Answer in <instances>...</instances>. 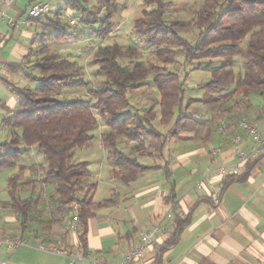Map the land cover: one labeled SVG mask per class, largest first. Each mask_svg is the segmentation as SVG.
<instances>
[{"label":"trees","instance_id":"1","mask_svg":"<svg viewBox=\"0 0 264 264\" xmlns=\"http://www.w3.org/2000/svg\"><path fill=\"white\" fill-rule=\"evenodd\" d=\"M64 2L80 13V24L93 37L104 39L111 33V18L116 11L114 0H96L95 11L82 7L78 0ZM143 2L141 14L134 21L133 32L145 45L154 46L157 60L164 65L134 63L131 67H124L118 62L122 50L116 43L98 47L91 58L97 65L96 74L103 81L97 87H91L76 76L71 61L59 57L45 43H41L37 47L41 56L33 63L27 58L33 51L30 48L24 57V65L8 66L13 72H23L25 78L37 84L33 90L11 85L17 107L2 120V124L10 130V140L0 144V170L13 167L30 148H37L44 158V164L29 168L39 173L43 187L52 186L51 207H55L60 216H65L69 221L73 215L77 217L78 245L85 256L89 218L96 209L108 207L114 202L110 198L95 203L93 196L97 185L89 182L88 163L73 162L74 150L94 138L90 131L98 126L95 112L105 118L108 128L101 139L110 153L109 159L121 171H125L120 178L124 184H129L137 174L152 167L138 163L137 159L142 155L123 152L118 146L119 139L135 143L136 151L140 147L145 148L146 140L156 142V148L162 154L165 143L178 138L190 120L186 114L189 103L185 101V93L189 89L186 84L188 70L170 71L166 65L173 64L176 56L182 55L184 65L197 62L196 69H207L213 65V61H217L221 67L231 66L240 53L239 42L255 29L264 28V0H205L194 21L199 29L197 38L190 42L180 35V22H167L164 19L166 0ZM56 15L42 19L43 28L51 29L46 39L60 41L73 36L65 27L75 26L61 23ZM29 21L38 22L40 19ZM128 51L135 54L132 48ZM244 56L245 69L237 74L236 90L247 99L252 95H263L264 40L248 41ZM26 68H35L39 76L25 72ZM147 77L151 78L159 95V116L155 124L147 113L125 112L119 117L118 113L129 107L128 88L142 83ZM222 86L218 78L197 85L204 92L211 93L223 90ZM63 88L84 91L93 102L84 104L74 100H58L54 94ZM8 185L11 209L18 216L23 231L32 221L29 215L36 201L32 198L22 199L17 194L16 177L9 178ZM73 204H76V209ZM186 221H179L178 227Z\"/></svg>","mask_w":264,"mask_h":264},{"label":"crops","instance_id":"2","mask_svg":"<svg viewBox=\"0 0 264 264\" xmlns=\"http://www.w3.org/2000/svg\"><path fill=\"white\" fill-rule=\"evenodd\" d=\"M35 2L41 0H19L5 10L0 19V51L8 46L16 31L31 38V33L25 30L27 24L10 27L7 20H22L28 6ZM61 8V4H56L53 15ZM9 50L16 52L17 59L23 62L30 48L16 43ZM10 65L13 64L0 58L3 75L0 82L8 87L12 85L6 78L13 72L8 68ZM16 107L15 95L0 102V125ZM239 119L217 125L214 133L220 135L218 126L224 123L227 129L221 135L228 133L229 138L224 145L211 149H203L194 143L186 129L181 131L178 138L165 143L160 154L175 158L137 159L140 165L152 169L137 174L129 184H124L120 178L125 171L112 170L107 184L114 202L96 209L89 218L86 257L95 258L102 264H116L136 246L140 234L159 224L160 231L144 251L141 262L136 264H264V150L255 159L249 158L242 163L237 176L220 177L215 172L219 166L236 162L231 146L234 136L240 137L239 146L245 155L257 146L243 129L236 126ZM248 121L256 123L255 120ZM256 125L264 138V128L259 123ZM168 149L171 152L163 155ZM34 165L39 164L17 162L10 167L19 171L20 177L12 176L16 177L17 194L22 199L36 201L29 215L32 221L23 231L18 216L11 209L8 185L11 177L7 178L8 188H2L0 192V264H68L66 258L42 251L38 246L78 245V235L65 230L67 218L61 217L49 204L39 173L29 168ZM31 191L38 196L27 197ZM24 195L26 197H22ZM212 195L218 198L217 204L213 203ZM122 204L128 212L126 219L121 215ZM137 204H141L139 209ZM140 210H146L145 216ZM184 219H187L186 223L178 227L179 221ZM15 236L22 237L25 244L8 251L2 242ZM82 264H88V261L85 259Z\"/></svg>","mask_w":264,"mask_h":264},{"label":"rangeland","instance_id":"3","mask_svg":"<svg viewBox=\"0 0 264 264\" xmlns=\"http://www.w3.org/2000/svg\"><path fill=\"white\" fill-rule=\"evenodd\" d=\"M82 7L88 10L95 11L96 0H78ZM50 4L51 13L56 4H61L62 9L75 19V27H65V30L72 32L74 35L60 41H49L47 38L48 32L43 28V21L34 22L27 20L25 30L31 33V38L21 36L19 32H15L13 39L9 42L8 46L0 51V58H3L9 64L24 65L22 59H17L15 53L9 50L10 46L14 47L16 43L23 47L32 48V52L28 54L30 62L37 60L41 54L38 50V45L45 43L50 48V51L58 54L61 58H66L72 62L73 69L77 77L85 80L91 87H97L103 78L96 74L97 65L92 60L91 56L96 48L116 43L122 50V54L118 58V62L124 67H131L134 63L139 64H155L164 65L160 63L154 51V46H147L143 43L142 39L134 34V21L140 16L144 6L143 0H114L116 8L115 14L111 18V33L104 39L93 37L88 33L87 28H83L79 22L80 13L66 5L63 0H41ZM205 0H166V7L164 9V19L167 22L178 21L181 23L180 35L190 42H194L197 38L199 29L195 26V18L198 11L204 5ZM58 12V11H57ZM56 12V13H57ZM23 19H27V13L23 15ZM61 23L68 24V19L61 20ZM264 40V28L255 29L252 33L248 34L244 40L239 42L240 53L234 59L231 66L221 67L217 61H213V65L207 69H196V63L191 64L183 63V56L177 55L174 63L166 65L170 71L180 72L183 68L188 70L189 78L186 82L189 89L187 90L186 100L189 104L186 106V114L190 120L186 127V132L189 133L190 139L201 145L203 149H211L216 146L224 145L228 133L223 135H216L214 130L220 122L232 123L241 117L248 120H255L261 127L264 128V94L252 95L245 98L239 91L236 90L237 74L243 73L245 69V46L251 40ZM134 49L135 54H131L128 49ZM25 72L38 77L39 72L35 68H26ZM0 76H3L0 71ZM14 86L24 87L33 90L37 84L32 79H27L21 71L11 72L6 77ZM221 79L223 90L217 92H204L199 89L197 85L207 83L211 79ZM127 98L129 107L127 110L119 112L118 116L121 117L125 112L137 113L140 115L149 114L151 122L155 124L158 119V101L159 95L156 88L151 82V78L147 77L142 83L136 84L128 88ZM58 100H74L84 104H90L93 100L87 96L84 91L63 88L60 92L54 94ZM14 97L11 87L6 86L0 82V102L3 103L8 98ZM190 99V100H189ZM9 106V105H8ZM95 117L98 121L96 129L90 131L94 137L88 143L80 148L74 150L73 162H87L90 179L89 182L96 183L97 192L94 195V201H101L110 198V186L107 182L110 180L112 170L118 171L117 166L111 159L110 153L107 151L102 143V134L108 131L105 124V118L95 112ZM184 135V134H183ZM10 140V130L3 124L0 125V144ZM175 140L174 142H176ZM135 143L128 142L124 138L118 141L119 148L125 152L136 156L139 159H174L171 155L161 156L157 150V143L146 140L144 142L145 148H139V151L134 149ZM171 152V149L165 151ZM19 162L23 164H44V158L36 147L30 148L24 155L19 158ZM18 176L19 171L12 168H4L0 173V192L2 188H8L7 178ZM36 178V176L34 177ZM47 192V200L50 201L53 195L52 186L44 187ZM36 193L32 191L28 193L27 197H37ZM22 197H26L25 195ZM141 204H137L136 208L139 209ZM121 215L126 219L128 212L124 209L122 204ZM142 216H145L146 210H140ZM139 218V216L137 215ZM26 241V240H25Z\"/></svg>","mask_w":264,"mask_h":264},{"label":"built area","instance_id":"4","mask_svg":"<svg viewBox=\"0 0 264 264\" xmlns=\"http://www.w3.org/2000/svg\"><path fill=\"white\" fill-rule=\"evenodd\" d=\"M19 0H2V7L0 8V19L4 16V12L6 9L11 7L15 2ZM51 8L50 4L46 2H35L30 5L29 9L27 10V19H22L19 21H16L12 18H9L7 20L8 26H17L21 25L24 26L27 24L28 19H41V18H50ZM57 18L59 20H66L68 19V23L70 26H74L76 24L75 19L70 18V16L64 11L63 9H60L57 12ZM236 126L238 128H241L245 131V133L248 135V137L257 144L256 148H254L248 155H245L241 149H240V137L234 136L232 138L231 146L234 150V153L236 155V162L229 166H219L216 168L215 172L220 177H234L237 176L240 172V166L245 161L251 159H255L259 152H262L264 150V138L260 136L258 132V128L256 123L249 122L245 118H241L236 122ZM226 125L224 123H221L218 126L219 132H225L226 131ZM217 151H214L216 153ZM212 201L214 204L218 203V198L216 195H212ZM73 208L76 209V204H73ZM71 218V221L68 220V222L65 225V230L67 232H71L74 234H77L78 232V225H77V217L73 215ZM160 225L155 224L150 230H148L146 233L140 234L138 242L135 247H133L131 250L126 253L122 259L116 263V264H136L141 262L143 258L144 251L147 249V247L152 243V238L160 231ZM5 246V248L10 251L12 249H15L19 246H22L25 244L24 240H22L21 237L15 236L12 238L5 239L2 242ZM38 248L42 251L49 252L51 254L64 257L68 260V264H82V262L86 259L88 261V264H102L97 259L86 257L79 249V245H75L72 247H63V246H57V245H44L40 244ZM115 264V263H112Z\"/></svg>","mask_w":264,"mask_h":264},{"label":"clouds","instance_id":"5","mask_svg":"<svg viewBox=\"0 0 264 264\" xmlns=\"http://www.w3.org/2000/svg\"><path fill=\"white\" fill-rule=\"evenodd\" d=\"M107 115V114H106Z\"/></svg>","mask_w":264,"mask_h":264}]
</instances>
